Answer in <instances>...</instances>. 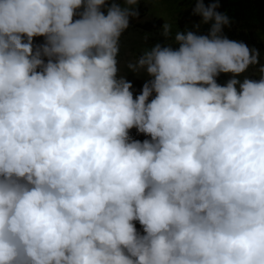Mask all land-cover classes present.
Segmentation results:
<instances>
[{"label":"clouds","instance_id":"1","mask_svg":"<svg viewBox=\"0 0 264 264\" xmlns=\"http://www.w3.org/2000/svg\"><path fill=\"white\" fill-rule=\"evenodd\" d=\"M218 8L121 74L139 0H0V264H264V63Z\"/></svg>","mask_w":264,"mask_h":264},{"label":"trees","instance_id":"2","mask_svg":"<svg viewBox=\"0 0 264 264\" xmlns=\"http://www.w3.org/2000/svg\"><path fill=\"white\" fill-rule=\"evenodd\" d=\"M196 2L197 0H139V20H130L129 29L121 37L118 57L119 62H122L121 74L128 72L126 65L133 56L142 54L145 48L157 40L163 44L160 29L164 22L178 23L181 29L185 25L192 26L198 23L202 17L193 14ZM203 2L206 6L218 3L217 11L227 12L232 18L230 24L224 26L223 33L230 39L243 41L249 48L255 47L261 52L260 60L264 63V0H203ZM209 26L203 25L201 34H206ZM253 69L250 68L246 74L251 76ZM229 78L230 74L227 80ZM127 79L138 83L144 82V79L133 74H129ZM217 82L221 83L219 76Z\"/></svg>","mask_w":264,"mask_h":264},{"label":"rangeland","instance_id":"3","mask_svg":"<svg viewBox=\"0 0 264 264\" xmlns=\"http://www.w3.org/2000/svg\"><path fill=\"white\" fill-rule=\"evenodd\" d=\"M141 22V21H140ZM152 25V24H151ZM150 25V26H151ZM130 135H132L133 136V138H135V139H139V140H144L145 138L144 137H141V133H137L136 132V130L133 128L132 130H130ZM144 135V134H143Z\"/></svg>","mask_w":264,"mask_h":264}]
</instances>
